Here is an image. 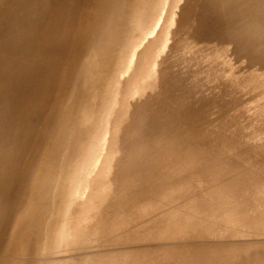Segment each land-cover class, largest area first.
<instances>
[{
	"label": "rangeland",
	"instance_id": "obj_1",
	"mask_svg": "<svg viewBox=\"0 0 264 264\" xmlns=\"http://www.w3.org/2000/svg\"><path fill=\"white\" fill-rule=\"evenodd\" d=\"M123 2L113 0L111 12L104 13L105 6L97 0L90 25L83 0H35L31 7L48 4L53 10L63 8L64 13L60 20L49 21L61 31L54 46L42 40L30 47L41 50L38 57L45 58L41 89L33 91L29 85L22 91L26 70L15 78L0 79V84L8 80L14 84L6 89V101L0 105V156L5 157L0 163V260L7 264H264L263 15L257 22L260 28H254L263 37L262 46L249 56L259 47L248 39L249 31L247 42L236 35L224 39L213 34L236 29L231 22L227 25L223 12L209 13L210 21L203 22L198 19L201 8L182 10L186 0L147 1L135 31L130 30L140 45L131 64L124 61L126 72L116 85L119 94L116 98L110 94L106 124L87 152H95L97 167L91 171L85 163L68 161L83 130L82 117L92 115L98 102L84 106L90 78L99 69L102 48L109 43ZM224 5L227 9L230 0ZM247 16L256 19L257 8L248 9ZM239 33L244 34L241 29ZM68 56L74 69L79 60L85 63L76 90L67 77ZM112 56L108 59L117 65ZM27 57L34 61L32 53ZM64 72L65 78H58ZM40 113L44 126L29 157L21 145ZM25 118L24 128L14 130L13 125ZM61 149L65 154L55 184L61 190L54 192L53 199L64 191L65 170L81 165L83 175L67 236L58 231L57 247L51 252L47 245L46 256L43 251L26 254L24 249L6 253L14 236L21 235L23 247H29L25 211L34 197L23 201L20 192L32 184L35 164L47 163ZM47 152L52 153L50 159L45 158ZM28 158L34 161L29 163ZM21 204L26 205L25 217L15 221ZM52 219L46 218L45 232L38 236L42 242ZM39 246L40 242L37 250Z\"/></svg>",
	"mask_w": 264,
	"mask_h": 264
},
{
	"label": "bare ground",
	"instance_id": "obj_2",
	"mask_svg": "<svg viewBox=\"0 0 264 264\" xmlns=\"http://www.w3.org/2000/svg\"><path fill=\"white\" fill-rule=\"evenodd\" d=\"M7 0H0V5ZM35 0H8L6 3L0 6V67L3 66V69L0 70V79H6L9 76L15 78L17 74L23 73L24 70L27 72L25 75L26 77V85L22 87V91L29 85L33 91H39L44 81V76L42 74V69L44 65V59L40 58L41 50L30 49L32 44L39 43L40 41L44 40V42L52 43L53 46L57 41V36L61 35V31H59V27L55 25H50V20L54 19V22L60 20L61 17L63 18L64 9L58 8L53 10L48 4L44 7V5H39V9L34 7L31 10ZM50 1V0H49ZM63 1V0H61ZM97 0H83L86 6L85 10V18L86 24L90 25L91 21L89 16L95 17L96 13L94 11V6ZM101 3L105 6L104 13H110L112 10V3L113 0H100ZM130 1L134 0H124L122 7L119 9V18L113 23V33L110 36L109 43L105 45L102 50L104 57L99 61V69L96 74H94L90 78V87L85 95L86 101H84V106L92 107L94 104L93 101L98 99V102L95 104L94 111H90V113L84 114L86 116L82 117L83 123V130L80 136H77L75 142V151L72 155L68 158V161L73 163H85V168L91 167V171L97 167V162L95 160V152H87L91 149V147L96 143L97 138L99 136L100 130H103L105 126L104 119L108 117V112L110 110L108 107V101L110 98V94H114V98L117 97L119 94L118 88L116 85L119 84V77L122 76L126 71V65L124 61H129L128 63L131 64L132 59L135 55V50L138 45L137 40L133 39V30L135 31V27L137 26V22L139 19V15L141 14L142 10L146 5V2L149 0H138L137 9L135 10L136 6L133 7ZM163 1V0H162ZM171 1V0H170ZM225 0H202L201 5H191L188 0H186L185 4L182 7V10L185 6H189L190 8H201L203 13L198 17V19L202 20L203 22H209L210 18L208 17L209 13L214 12H223L224 21L227 25L231 22L232 25L235 24V31L233 32L230 27L227 28L226 31L222 33H213L215 36H224L226 39L229 36H237L239 41H248L259 47H254L253 50L249 53L251 54L257 53V51L261 48V40L263 37H260L258 33L255 31L256 28H260L257 22H261L262 15L264 16V0H260L256 3L253 0H230V5L227 9H225L224 5ZM166 2V0H165ZM169 2V0H168ZM131 4V6H130ZM252 6L257 8L258 16L256 19H251L247 16V10L250 9ZM133 7V8H132ZM260 7L261 11L260 12ZM83 7H81L82 9ZM132 8V9H131ZM219 8V9H218ZM221 8V9H220ZM237 9H240L237 12ZM181 10V11H182ZM78 11H75V15H77ZM42 17V23L39 25V18ZM169 16V15H168ZM179 18V17H178ZM244 33L240 35L239 31ZM249 31V37L245 33ZM128 32V33H127ZM73 37H75V29L73 28ZM245 39V40H244ZM149 40V39H148ZM154 40V39H153ZM234 41H236L234 39ZM264 41V40H262ZM146 43V41H145ZM144 43V44H145ZM136 45V46H135ZM243 44H241L242 46ZM143 46V45H142ZM52 48V47H51ZM50 48V49H51ZM32 53L34 61L32 63L29 62L28 54ZM48 53V49L46 50ZM110 55H114V61L117 62V65L112 64L108 58ZM113 57V56H112ZM72 57L68 56L67 63L70 64L71 70L67 74V77H71V82L73 85L70 88H73L76 84V81L80 75L81 68L84 66V61L79 60L75 69L74 63H72ZM110 61V62H109ZM124 62V65L122 64ZM120 63V64H119ZM166 66H169L168 62H166ZM122 67V65L124 67ZM133 72L137 75L139 73V69L137 67L134 68ZM64 72L62 75L61 73L58 74V78H65ZM131 74V73H130ZM130 74H128L130 76ZM127 76V75H126ZM133 76V75H132ZM175 74L170 75V79H173ZM135 78V77H134ZM60 80V79H59ZM81 77L79 78V82ZM121 80V79H120ZM173 87L183 93V90L178 86L176 83H172ZM14 85V84H13ZM11 80L6 81L4 84H0V105H3L6 99H4V93L6 89L13 87ZM79 85V83H78ZM76 85L72 90H76L78 88ZM120 86V85H119ZM54 94L57 90V84L54 86ZM121 87L123 90L124 84ZM69 88V89H70ZM132 90V89H131ZM24 93V92H23ZM74 98V93L72 92V99ZM113 98V99H114ZM112 101V100H111ZM114 102V101H113ZM9 103V101H8ZM111 104V103H110ZM114 104V103H113ZM11 105V103L9 104ZM109 108V110H107ZM90 109V108H88ZM121 111V108H117ZM112 110V109H111ZM25 111V110H24ZM108 114L105 116V114ZM90 114V115H89ZM116 120V119H115ZM26 118L23 120L17 121L13 125V129H17L18 131L24 128V122ZM118 121V120H116ZM108 122V121H107ZM33 128L28 134L23 143L21 145V150L23 154H26L29 157H32L31 151L32 148L39 142L38 135L40 130L44 126V117L42 113L38 115L35 120V123L32 125ZM16 127V128H15ZM69 129H67V133L64 138L67 136ZM102 133V132H101ZM101 135V134H100ZM63 138V139H64ZM104 142V137L101 140V146ZM65 154L64 149H61L59 155L53 157L52 160H48L47 163L43 161H38L35 164V168L31 173V180L33 181L32 184H27L22 187L20 194L22 195V200H30L34 197V202L32 206H29V209L25 211V214L28 216V221L26 222V226L24 230L29 233L30 232V242L29 247H23L22 236L18 235L15 239L13 237V241L9 247L6 248V253L10 251L19 252L21 249H24L26 254H31L32 252L36 251H43L41 255L46 256L47 250L45 252V248L49 245V250L52 252L54 248L57 247L56 242V233L58 231L64 232L67 236L70 228H67L68 223L70 222V212L71 208L73 207V199L75 197V191L83 177V175L79 172L78 167H71L68 170H65V177L62 181V185L64 186V191L61 193L56 200H54V192L61 190L59 187L55 188V184H57L59 173L61 170L60 160L64 159L63 155ZM24 155V156H26ZM52 153L47 152L45 154L46 159H50ZM1 157V156H0ZM2 156L0 158V163ZM29 163L34 161L32 158H28ZM48 164V166H47ZM67 169V168H66ZM0 171H1V164H0ZM93 182V181H91ZM87 188L84 187V191ZM26 205L21 204L20 208L21 211L16 215L15 221L17 217L20 216L24 218V207ZM19 208V209H20ZM39 211H42L41 217L35 223ZM2 212L0 211V217ZM20 214V215H19ZM22 215V217H21ZM107 216V215H105ZM48 218L47 222L50 221V218H53L47 231V239L43 242L38 239V236L42 235L45 232V228L47 227L48 223L45 225V220ZM84 220V222H86ZM42 222V223H41ZM90 220L86 225V231L89 230ZM23 230V231H24ZM60 236V235H59ZM35 243L32 242V239H36ZM59 239V238H58ZM53 241V243H51ZM39 250H37V246L39 245ZM1 250V248H0ZM45 252V253H44ZM49 253V251H48ZM52 253L49 255L51 256ZM47 254V256H49ZM31 259V258H30ZM45 261V259L43 260ZM13 262V260L9 261ZM41 262L39 264H43ZM0 264H7L5 260H0ZM14 264V263H9ZM28 264V263H27ZM46 264V263H44Z\"/></svg>",
	"mask_w": 264,
	"mask_h": 264
}]
</instances>
